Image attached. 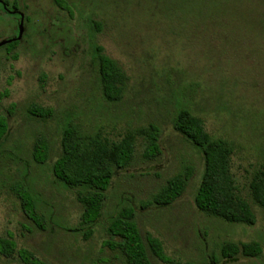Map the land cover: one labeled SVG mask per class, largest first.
<instances>
[{
	"label": "rangeland",
	"instance_id": "374dc122",
	"mask_svg": "<svg viewBox=\"0 0 264 264\" xmlns=\"http://www.w3.org/2000/svg\"><path fill=\"white\" fill-rule=\"evenodd\" d=\"M1 1L17 6L25 21L16 47L0 48V117L7 124L0 141V238L32 260L0 255V264H122L104 246L105 228L129 206L141 235L162 244L167 262L150 256L152 264H264V214L249 193L264 166V0H62L64 10L55 0ZM18 33L16 18L0 7V42ZM95 45L127 77L118 102L101 96ZM39 109L50 115L29 112ZM180 109L231 144L236 194L249 204L253 225L196 209L203 161L173 129ZM67 124L111 142L149 126L160 133V154L152 159L144 157L145 137L136 136L132 163L112 178L87 240L71 232L82 212L76 192L51 172ZM37 138L50 146L43 165L31 158ZM184 170L192 176L183 195L169 207L151 206L152 194ZM23 189L37 204L42 230L21 209ZM252 242L261 247L258 258L221 259L223 244Z\"/></svg>",
	"mask_w": 264,
	"mask_h": 264
},
{
	"label": "trees",
	"instance_id": "16d2710c",
	"mask_svg": "<svg viewBox=\"0 0 264 264\" xmlns=\"http://www.w3.org/2000/svg\"><path fill=\"white\" fill-rule=\"evenodd\" d=\"M58 8L66 9L62 0H55ZM99 26L96 25V32ZM17 43L7 45L15 48ZM94 61L97 66L99 89L102 98L109 103L118 102L125 90L127 77L117 63L108 58L100 46H94ZM32 115L46 117L49 110H29ZM173 129L195 146L202 155L203 169L194 196L196 209L218 218L228 224L250 226L255 217L247 201L236 194V187L230 171L232 146L222 139L213 138L204 130L201 119L185 109H180L174 118ZM7 132L6 121L0 117V141ZM146 139L144 157L156 158L160 154L158 144L159 129L155 126L129 131L117 142L108 141L98 133L87 134L79 127L67 124L62 132L61 150L51 165V172L58 183L65 189L75 191L76 200L82 207L79 223L72 233H80L87 240L101 216L105 194L112 178L119 170L130 166L134 155L136 136ZM50 146L44 138H37L33 144L31 158L37 165L47 162ZM192 176L190 170L169 178L154 194L149 204L157 208H166L177 201L185 192ZM18 194L21 209L25 216L43 229L37 204L28 190ZM250 199L264 214V166L253 176L249 184ZM136 214L132 207H121L113 215L105 232L108 239L104 246L116 252L122 264H152L150 256L167 262L161 242L146 235L143 237L136 223ZM15 254L25 262L32 260V255L16 250L15 243L8 238H0V255L11 258ZM261 247L258 243H225L220 247V256L224 262H235L238 257L258 258ZM197 264V263H185Z\"/></svg>",
	"mask_w": 264,
	"mask_h": 264
},
{
	"label": "flooded vegetation",
	"instance_id": "af4514ba",
	"mask_svg": "<svg viewBox=\"0 0 264 264\" xmlns=\"http://www.w3.org/2000/svg\"><path fill=\"white\" fill-rule=\"evenodd\" d=\"M17 5V4H16ZM0 7L2 8L3 11H5L6 13L10 14V15H13L15 18H16V21L18 23V26L20 25V22H21V17L23 19V22L25 21V17L21 14L20 10L18 9L17 6H15L13 3L12 4H9L8 2L6 1H1L0 0ZM22 34H24V30L22 29ZM18 36V34H17ZM17 36H14V38L12 39H15V37ZM23 36V35H22ZM8 40V39H7ZM21 41V39H20ZM13 43V42H12ZM14 43H19V41H15ZM11 44V43H10ZM9 45V44H7ZM5 46V45H4ZM3 47V46H2ZM1 48V47H0Z\"/></svg>",
	"mask_w": 264,
	"mask_h": 264
},
{
	"label": "water",
	"instance_id": "95a60500",
	"mask_svg": "<svg viewBox=\"0 0 264 264\" xmlns=\"http://www.w3.org/2000/svg\"><path fill=\"white\" fill-rule=\"evenodd\" d=\"M22 29H23V19L21 17V22H20V25H19L18 36L15 39L1 41L0 42V47H2L4 45H7V44H10V43L15 42V41H19L21 39V37H22Z\"/></svg>",
	"mask_w": 264,
	"mask_h": 264
}]
</instances>
